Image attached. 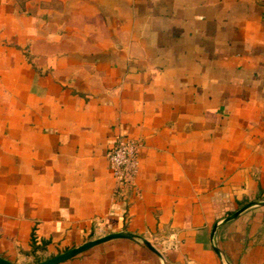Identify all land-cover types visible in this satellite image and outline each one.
Returning <instances> with one entry per match:
<instances>
[{
  "label": "crops",
  "instance_id": "obj_1",
  "mask_svg": "<svg viewBox=\"0 0 264 264\" xmlns=\"http://www.w3.org/2000/svg\"><path fill=\"white\" fill-rule=\"evenodd\" d=\"M119 231L56 264H264V0H0V256Z\"/></svg>",
  "mask_w": 264,
  "mask_h": 264
},
{
  "label": "built area",
  "instance_id": "obj_2",
  "mask_svg": "<svg viewBox=\"0 0 264 264\" xmlns=\"http://www.w3.org/2000/svg\"><path fill=\"white\" fill-rule=\"evenodd\" d=\"M139 142L119 136L108 151V158L117 181V192L131 188L139 168Z\"/></svg>",
  "mask_w": 264,
  "mask_h": 264
},
{
  "label": "water",
  "instance_id": "obj_3",
  "mask_svg": "<svg viewBox=\"0 0 264 264\" xmlns=\"http://www.w3.org/2000/svg\"><path fill=\"white\" fill-rule=\"evenodd\" d=\"M253 202H250L246 205H244L243 207H241L239 210H237L236 212H234L233 214H231L230 216H228L226 218V220H229L231 218L236 217L242 210L246 209L247 207H249L250 205H252ZM216 227V225H215ZM135 236H139L133 232H123V231H119V232H111L108 233L106 235L94 238V239H90L78 246H75L73 248H70L60 254H57L51 258L45 259V260H41V261H37L34 263H30V264H56L59 263L61 261H64L68 258H71L77 254H79L80 252L88 249L89 247L96 245L100 242L112 239V238H116V237H135ZM142 238V240L144 241V243L149 246L151 249H153L154 251L158 252V249L150 242V240H148L147 238L143 237V236H139ZM0 264H17L13 261H11L10 259L0 256Z\"/></svg>",
  "mask_w": 264,
  "mask_h": 264
},
{
  "label": "rangeland",
  "instance_id": "obj_4",
  "mask_svg": "<svg viewBox=\"0 0 264 264\" xmlns=\"http://www.w3.org/2000/svg\"><path fill=\"white\" fill-rule=\"evenodd\" d=\"M92 239H94V238H92ZM90 240V239H89ZM53 257V256H52ZM39 261H41V260H39ZM37 262V261H36Z\"/></svg>",
  "mask_w": 264,
  "mask_h": 264
}]
</instances>
